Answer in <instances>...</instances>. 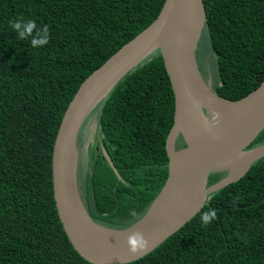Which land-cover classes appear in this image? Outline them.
I'll use <instances>...</instances> for the list:
<instances>
[{"label":"trees","instance_id":"trees-1","mask_svg":"<svg viewBox=\"0 0 264 264\" xmlns=\"http://www.w3.org/2000/svg\"><path fill=\"white\" fill-rule=\"evenodd\" d=\"M203 1L219 72L215 91L241 99L264 79V0ZM164 2L0 0V264H95L73 246L59 217L54 143L80 84L150 25ZM17 19L47 25L49 42L34 48L32 37L19 39L9 24ZM93 111L99 133L89 145L88 210L95 221L124 228L147 213L169 174L175 95L162 53L130 70ZM261 144L264 129L249 148ZM226 174L212 172L208 185ZM209 210L216 218L203 226ZM122 264H264V156L209 194L154 250Z\"/></svg>","mask_w":264,"mask_h":264},{"label":"water","instance_id":"water-1","mask_svg":"<svg viewBox=\"0 0 264 264\" xmlns=\"http://www.w3.org/2000/svg\"><path fill=\"white\" fill-rule=\"evenodd\" d=\"M195 8L201 20L193 40L189 13ZM205 21L203 0H165L150 25L85 78L63 115L53 148L54 197L69 239L90 262L122 264L148 254L191 220L203 208L209 194L240 179L253 162L264 156V144L249 148L264 129V79L255 90L238 100L220 96L215 90L204 92L194 79L193 63L200 74L195 49ZM156 50L163 55L175 95L174 123L166 143L169 174L143 217L124 228L109 227L94 220L79 194L76 180L79 133L89 115L115 85ZM209 102H218L225 111L237 116L232 130H218L213 126L207 109ZM178 143L184 145L177 147ZM103 152L121 177L109 151L103 147ZM239 157L248 160L242 172L230 173L208 185L212 172L231 170L229 164ZM182 161L189 166L192 176L177 171V163ZM180 192L183 195L179 198ZM135 231L144 234L149 246L134 253L127 238Z\"/></svg>","mask_w":264,"mask_h":264},{"label":"rangeland","instance_id":"rangeland-1","mask_svg":"<svg viewBox=\"0 0 264 264\" xmlns=\"http://www.w3.org/2000/svg\"><path fill=\"white\" fill-rule=\"evenodd\" d=\"M195 61L200 74L206 81V84H210L212 90H215V85L219 81V72L216 55L211 45L210 34L206 27H204L195 49ZM93 112L89 115L79 133L76 147L77 187L86 208L91 206L89 205L90 199L88 197L87 189V176L92 170L89 145L95 141V138L99 133L98 112H95L94 114ZM224 170H227L226 176L231 173L228 169Z\"/></svg>","mask_w":264,"mask_h":264},{"label":"bare ground","instance_id":"bare-ground-1","mask_svg":"<svg viewBox=\"0 0 264 264\" xmlns=\"http://www.w3.org/2000/svg\"><path fill=\"white\" fill-rule=\"evenodd\" d=\"M200 20H201V14L199 13V11L196 8L193 9L189 13V21L192 25V28L190 30V34L193 37L192 38L193 40L196 37V34L198 32ZM192 70H193L194 79L196 80L197 84H199V86L201 87V90H203L204 92H214L212 90V88L210 87V84L206 85L204 83V81L201 78L200 74L198 73L194 63H193V69ZM207 109H208V113H209L210 118H211V122L213 123V126L216 129H218V130H232L235 127V125L238 121L237 116L232 112L225 111L222 108V105H220V103L209 102ZM74 155L75 154L73 153L72 161L74 159ZM73 163H74V161H73ZM187 163L190 164L191 162L187 161ZM229 166L231 167V170H230L231 174L236 175V174L242 172L248 166V160L245 157H239V158L233 159L232 162L229 164ZM177 171L181 174H185L187 176L188 175L192 176V174H190L191 169L185 163V161L177 163ZM191 173H192V171H191ZM182 195H183V193L180 192L179 198ZM184 202L186 203L187 201H184Z\"/></svg>","mask_w":264,"mask_h":264},{"label":"clouds","instance_id":"clouds-1","mask_svg":"<svg viewBox=\"0 0 264 264\" xmlns=\"http://www.w3.org/2000/svg\"><path fill=\"white\" fill-rule=\"evenodd\" d=\"M11 28L17 33L19 39H27L32 37L30 44L32 47H40L49 42V29L47 25H44L42 29H37L36 22L34 20L24 21L17 19L9 21ZM35 32V35L33 33ZM130 215L135 216L136 212L133 210ZM216 218L215 210H209L202 214L201 221L203 226L209 225ZM127 243L132 252H140L148 248V241L144 234L140 231L132 232L128 238Z\"/></svg>","mask_w":264,"mask_h":264}]
</instances>
